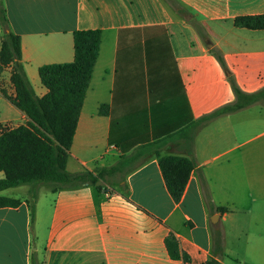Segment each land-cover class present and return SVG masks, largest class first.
I'll list each match as a JSON object with an SVG mask.
<instances>
[{"label":"crops","instance_id":"crops-1","mask_svg":"<svg viewBox=\"0 0 264 264\" xmlns=\"http://www.w3.org/2000/svg\"><path fill=\"white\" fill-rule=\"evenodd\" d=\"M0 7L20 36L37 96L47 91L39 67L73 60L74 31L100 30L66 170L115 168L99 190L38 186L33 219L29 185L1 190L20 204L0 207V264H204L215 257L219 230L221 264H264V104L209 117L235 99L229 75L245 93L264 88V29L234 24L264 15V0H0ZM0 87L14 94L10 67ZM9 122L26 117L0 93V123ZM156 153L194 162L179 202ZM169 236L186 260L170 257Z\"/></svg>","mask_w":264,"mask_h":264},{"label":"trees","instance_id":"trees-1","mask_svg":"<svg viewBox=\"0 0 264 264\" xmlns=\"http://www.w3.org/2000/svg\"><path fill=\"white\" fill-rule=\"evenodd\" d=\"M191 22L205 38L202 26L195 20ZM234 24L250 29H264V15L237 16ZM0 28V73L4 68L10 67V83L14 94L8 95L1 87L0 93L26 117L24 124L0 132V172L3 173L0 178V191L9 187L29 185L30 216L33 219L38 186L44 185L51 191H57L87 185L99 190L102 186L96 185V182L103 180L104 174L115 171V168L102 169L93 174L87 170L77 173H69L66 170L79 113L99 50L100 30L74 31L73 60L39 67L38 75L47 91L42 96H37L21 61L20 36L9 30L2 7ZM210 51L225 69L222 55L213 48ZM228 79L235 99L232 103L213 111L209 117L237 111L255 103L264 104V88L245 93L230 75ZM98 111L100 114H107L108 107L101 105ZM156 155L166 189L173 201L179 202L189 174L194 168V162L178 155ZM19 204L18 199L0 196V207H17ZM217 209L221 212L224 210L223 207ZM164 243L171 258L187 259L186 254L179 251L172 236L166 237ZM222 245V233L220 230L215 231V257L208 258L204 264H221L217 257L223 255Z\"/></svg>","mask_w":264,"mask_h":264},{"label":"built area","instance_id":"built-area-1","mask_svg":"<svg viewBox=\"0 0 264 264\" xmlns=\"http://www.w3.org/2000/svg\"><path fill=\"white\" fill-rule=\"evenodd\" d=\"M11 127L8 123H0V132Z\"/></svg>","mask_w":264,"mask_h":264},{"label":"water","instance_id":"water-1","mask_svg":"<svg viewBox=\"0 0 264 264\" xmlns=\"http://www.w3.org/2000/svg\"><path fill=\"white\" fill-rule=\"evenodd\" d=\"M206 45H207V47H210L211 46V43L209 42V41H206ZM103 184V182L101 181V180H98L97 182H96V185H102ZM212 220V219H211Z\"/></svg>","mask_w":264,"mask_h":264},{"label":"rangeland","instance_id":"rangeland-1","mask_svg":"<svg viewBox=\"0 0 264 264\" xmlns=\"http://www.w3.org/2000/svg\"><path fill=\"white\" fill-rule=\"evenodd\" d=\"M8 124H9V126H13V124L11 122H9Z\"/></svg>","mask_w":264,"mask_h":264}]
</instances>
